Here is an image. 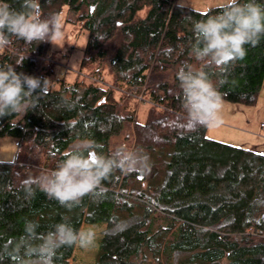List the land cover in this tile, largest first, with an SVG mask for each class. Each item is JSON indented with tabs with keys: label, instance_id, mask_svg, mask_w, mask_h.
<instances>
[{
	"label": "trees",
	"instance_id": "trees-1",
	"mask_svg": "<svg viewBox=\"0 0 264 264\" xmlns=\"http://www.w3.org/2000/svg\"><path fill=\"white\" fill-rule=\"evenodd\" d=\"M178 2L41 0L44 15L60 20L67 6L87 31L73 80L56 73L51 43L14 39L0 51V65L27 56L15 70L52 81L35 110L0 118V136L18 139V159L0 162V248L22 234L25 220L46 232L66 216L77 230L106 225L94 264H264V150L188 128L176 73L194 63L193 23L215 7L180 9ZM246 48L243 60L212 79L224 80L225 100L249 105L264 85V37ZM140 97L150 104L145 121L138 117ZM63 99L75 108H59ZM64 122L74 125L72 132ZM86 139L105 154L119 145L142 148L150 176L117 172L71 211L35 185L27 191L29 176L54 169ZM75 247L61 249L56 264H70Z\"/></svg>",
	"mask_w": 264,
	"mask_h": 264
},
{
	"label": "clouds",
	"instance_id": "clouds-1",
	"mask_svg": "<svg viewBox=\"0 0 264 264\" xmlns=\"http://www.w3.org/2000/svg\"><path fill=\"white\" fill-rule=\"evenodd\" d=\"M19 8L9 0H0V51L12 48L14 39L27 45L43 42L57 46L62 28L59 18L44 15L41 0H17ZM177 7H190V0H179ZM194 42L191 57L194 63L181 65L176 73L181 103L189 129L213 128L223 121L225 99L219 90L223 79L214 82L213 75L225 73L247 55L246 45L255 47L264 37V3L258 0H217L206 18L192 25ZM27 56L18 57L15 65H0V118L24 116L35 110L51 80L17 72ZM75 101L63 99L58 105L72 111ZM66 129L74 125L64 122ZM13 124L12 127H15ZM18 159V155L14 158ZM152 163L149 154L139 147L119 145L105 154L94 139L76 145L52 170L29 176L24 184L29 193L33 185L50 199L71 211L86 196L98 195L102 182L117 172L148 174ZM36 220H25L22 234L7 248H0V264H56L63 248H89L96 243L91 230H77L68 217H62L51 228L39 231Z\"/></svg>",
	"mask_w": 264,
	"mask_h": 264
},
{
	"label": "rangeland",
	"instance_id": "rangeland-1",
	"mask_svg": "<svg viewBox=\"0 0 264 264\" xmlns=\"http://www.w3.org/2000/svg\"><path fill=\"white\" fill-rule=\"evenodd\" d=\"M179 1V0H178ZM217 0H190V7L197 10H207L215 7ZM62 28L61 38L56 41L57 46L51 44L50 57L55 63L58 75H65L73 80L80 69L83 51L87 41V31L77 20L73 11L64 7L60 16ZM138 105V117L145 121L149 111V103ZM22 115L19 116V118ZM264 85L260 90L255 104H243L225 100L222 123L208 128L207 135L211 138L234 145L264 150ZM18 139L12 135L0 136V162L12 161L16 157ZM151 171L145 175L148 178ZM146 181H144V184ZM105 224L92 225L83 223L81 230H91L96 234V243L89 248L75 247L70 264H94L98 243L102 236Z\"/></svg>",
	"mask_w": 264,
	"mask_h": 264
},
{
	"label": "built area",
	"instance_id": "built-area-1",
	"mask_svg": "<svg viewBox=\"0 0 264 264\" xmlns=\"http://www.w3.org/2000/svg\"><path fill=\"white\" fill-rule=\"evenodd\" d=\"M263 126H264V123H263Z\"/></svg>",
	"mask_w": 264,
	"mask_h": 264
}]
</instances>
